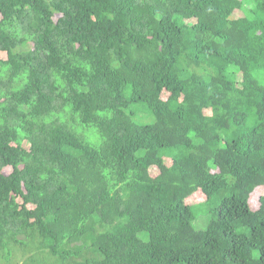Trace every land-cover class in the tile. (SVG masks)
<instances>
[{
	"label": "trees",
	"instance_id": "trees-1",
	"mask_svg": "<svg viewBox=\"0 0 264 264\" xmlns=\"http://www.w3.org/2000/svg\"><path fill=\"white\" fill-rule=\"evenodd\" d=\"M20 254L264 264V0H0V264Z\"/></svg>",
	"mask_w": 264,
	"mask_h": 264
},
{
	"label": "rangeland",
	"instance_id": "rangeland-1",
	"mask_svg": "<svg viewBox=\"0 0 264 264\" xmlns=\"http://www.w3.org/2000/svg\"><path fill=\"white\" fill-rule=\"evenodd\" d=\"M202 215H206V212H204ZM202 215H201V216H202ZM210 216H211V215H210ZM210 216L208 215V216L205 217V218L208 219V223H209V217H210ZM200 225H201V227H202L203 229H205V228L207 227V224H203V223H201ZM16 262H17L18 264H23L24 259H23V257H22L21 254L17 257Z\"/></svg>",
	"mask_w": 264,
	"mask_h": 264
}]
</instances>
